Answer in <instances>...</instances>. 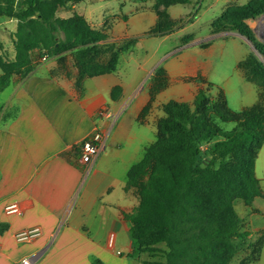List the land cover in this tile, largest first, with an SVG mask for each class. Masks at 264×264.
<instances>
[{"label": "crops", "instance_id": "obj_1", "mask_svg": "<svg viewBox=\"0 0 264 264\" xmlns=\"http://www.w3.org/2000/svg\"><path fill=\"white\" fill-rule=\"evenodd\" d=\"M113 1L81 0L71 5L73 11H62L61 16L68 17L74 11L82 14L91 27L104 29L108 34L101 43L143 36L128 31L111 34L115 21H110L108 16L99 19L98 13L106 11L105 7ZM116 1L120 5L131 3L128 12L117 16L127 23L130 15L139 11L134 5L148 0ZM196 1L198 6L194 7ZM249 1L191 0L187 4L194 11L176 31L201 21L212 24L227 7ZM154 3L155 0L152 7L146 6L142 11L151 12ZM91 4L95 6L89 8ZM225 35L213 38L209 46L201 48L211 47L216 39H245L240 34ZM183 51L163 62L168 84L152 102L151 86L145 82L150 71L149 59L137 58L139 68L146 70L147 76L136 82L119 77L117 68L86 78L81 89L76 85L80 71L71 53L63 54V60L58 56L40 58L27 75L13 77L0 93V264H22L25 257L32 264H135L138 261L131 255V223L125 213L136 208L139 196L135 188L126 187L127 172L143 157L152 141L150 135L158 132L157 121L164 115L163 104L171 99L191 101L201 88L210 84L206 68L213 63ZM246 52L237 54L235 70L254 101L243 102L240 110L253 105L259 96L258 86L247 80L238 66L250 53ZM117 85L121 90L113 95ZM220 90L226 95V87L217 86L216 92ZM149 103V112L142 116ZM95 132L103 136L102 149L97 159L87 164L81 160V144ZM263 150L264 145L258 159ZM12 202L20 204L22 214L6 213L5 206ZM37 225L42 235L35 240L20 243L15 239L18 230Z\"/></svg>", "mask_w": 264, "mask_h": 264}, {"label": "trees", "instance_id": "obj_2", "mask_svg": "<svg viewBox=\"0 0 264 264\" xmlns=\"http://www.w3.org/2000/svg\"><path fill=\"white\" fill-rule=\"evenodd\" d=\"M80 1L0 0V17L17 19L14 57L0 51V92L14 76L27 75L43 56L63 60V54L71 53L80 71L76 85L81 89L86 78L117 70L120 55L135 46L138 37L101 43L108 34L91 27L82 14L74 11L61 16ZM190 1L155 0L158 21L146 34L164 36L183 27L187 21L171 18L167 9ZM263 13L264 0L229 6L211 29L213 33L238 31L259 49L262 44L255 40L247 19ZM238 66L258 86L257 102L233 110L222 90L212 97L206 88L192 102L169 100L157 121V140L146 146L143 157L127 172L126 187L135 188L139 196L136 208L125 213L131 223V255L143 259L147 254L152 259L144 260L145 264H230L244 247L250 232L242 229L235 201L251 205L256 198H264L256 173L264 144V62L251 52ZM155 74V83L162 84L151 88V101L168 84L164 67ZM120 90L121 86H115L113 95ZM218 121H232L236 126L227 130ZM212 138L204 149L203 143ZM263 246L264 238L259 254L241 264L258 261ZM158 257L162 260H154Z\"/></svg>", "mask_w": 264, "mask_h": 264}, {"label": "rangeland", "instance_id": "obj_3", "mask_svg": "<svg viewBox=\"0 0 264 264\" xmlns=\"http://www.w3.org/2000/svg\"><path fill=\"white\" fill-rule=\"evenodd\" d=\"M194 3V7H197L198 1ZM152 5L153 0H148L146 2L139 1L136 3L134 6H136L139 11H137L136 14H131L130 20L127 23L118 20L117 16L126 13L131 9L132 5L130 2L120 5V3L115 0L108 4V7H105L106 11L98 13L99 19H106L105 17L108 16L107 18L110 19V21H115L116 24H114V28L111 30V34L115 36L121 35L127 31L130 32L131 35L144 34L143 36L138 37L135 46L127 52H123L124 54L122 55L123 57L118 65L117 71L119 77L125 80L128 78V80L134 82L140 80L141 77L145 78L147 72L146 70L139 68L137 58L142 60L149 59L147 67L150 71L145 82L151 86V88L159 86L162 84V81L158 80V82L155 83V72L161 66L163 67L165 59L176 54L178 51H183L184 48L188 46H192L186 48L183 52L193 53L199 60L213 63L212 67L206 68V73L212 87H205L210 90L212 97H215L218 94L216 90L217 86H220L222 88L226 87V98L229 107L233 110H240L243 102L254 101L251 100V97L249 96L248 88L242 85L239 81L235 65L237 63L236 59L239 51H241L243 55L247 53L246 51H250V53L253 52L264 62V13L255 18L250 17L247 19V24L251 28L255 40L262 44L259 49L252 40L249 44L245 39L234 40L231 38L221 40L216 39L211 47L201 48L202 43L221 34H226L225 36H228V34L240 33L235 30L213 33V30L211 29L212 24H204V21H201L199 24L189 25L182 30H175L169 33V36L147 35L146 33L150 32L156 26L158 17L156 15L157 12L154 9L151 10V12H143L142 10H146L144 9L146 6L152 7ZM94 6L95 5L91 4L88 7L93 8ZM167 11L171 18L187 21L189 19L188 17L192 15L194 9L192 5L186 3L185 5L173 4L169 6ZM182 15H184V17ZM16 23V18L6 16L0 17V51L8 58H12L15 53L14 32L17 28ZM248 84L256 86L252 83ZM154 99L152 101H154ZM192 101L193 100L188 102ZM150 107L151 103L144 107V109L147 108V110L142 116H145L149 112ZM218 124L227 130H231L236 126L232 121H218ZM150 136L152 138L150 143H153L158 138L157 133H152ZM213 140L214 138L206 140L202 145L203 148L207 149ZM256 173L260 179L261 187L264 190V150L260 153ZM235 208L243 220L242 229L250 232L246 242L243 244V249L230 263L241 264L245 258L250 259L252 255L257 256L259 254L260 248L258 247L264 238V198H256L251 205L245 204L242 200H236ZM237 241L241 242V239H238ZM137 259L138 261H135V264H145L144 260H150L152 258L147 254H144L143 259H139L138 257ZM154 260L161 261L162 259L158 257ZM249 264H264V246L260 259L258 261L250 262Z\"/></svg>", "mask_w": 264, "mask_h": 264}, {"label": "built area", "instance_id": "obj_4", "mask_svg": "<svg viewBox=\"0 0 264 264\" xmlns=\"http://www.w3.org/2000/svg\"><path fill=\"white\" fill-rule=\"evenodd\" d=\"M48 57L43 56L41 59L46 60ZM103 136L100 132H95L94 134L85 138L81 144V160L84 163H93L100 154L102 146L100 142ZM5 211L7 214H22L23 210L18 202H12L5 206ZM42 235V229L40 226H32L18 230L14 237L15 239L22 242H30ZM113 237L110 238V245H113ZM118 253L121 254L120 251ZM22 264H32L31 259L28 257L23 258Z\"/></svg>", "mask_w": 264, "mask_h": 264}, {"label": "water", "instance_id": "obj_5", "mask_svg": "<svg viewBox=\"0 0 264 264\" xmlns=\"http://www.w3.org/2000/svg\"><path fill=\"white\" fill-rule=\"evenodd\" d=\"M243 38H245L249 44L252 42L248 37L243 36Z\"/></svg>", "mask_w": 264, "mask_h": 264}]
</instances>
